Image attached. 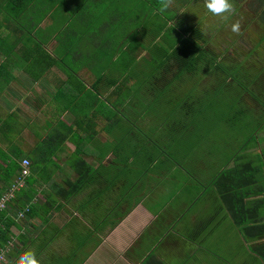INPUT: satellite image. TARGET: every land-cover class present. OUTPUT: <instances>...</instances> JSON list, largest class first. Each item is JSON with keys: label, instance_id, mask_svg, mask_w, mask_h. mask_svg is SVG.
Masks as SVG:
<instances>
[{"label": "crops", "instance_id": "0c3cea01", "mask_svg": "<svg viewBox=\"0 0 264 264\" xmlns=\"http://www.w3.org/2000/svg\"><path fill=\"white\" fill-rule=\"evenodd\" d=\"M232 2L264 46V0ZM8 3L0 0V35L14 45L0 50V165L11 145L38 163L18 190L31 210L18 216L13 204L1 227L0 264L29 249L41 264H264V234L246 237L213 183L233 162L229 134L241 138L244 119L212 102L213 78L196 80L186 101L173 92L183 75L175 79L170 53L186 39L180 30L209 14L203 0H175L163 14L159 0ZM8 11L17 33L4 31Z\"/></svg>", "mask_w": 264, "mask_h": 264}, {"label": "trees", "instance_id": "16d2710c", "mask_svg": "<svg viewBox=\"0 0 264 264\" xmlns=\"http://www.w3.org/2000/svg\"><path fill=\"white\" fill-rule=\"evenodd\" d=\"M22 1L25 3L28 0H9L8 4L15 5L16 3H22ZM6 9L8 10V8ZM6 13L5 19L9 21L11 14L9 11ZM8 24H10V21L5 26V30H3L6 33H17L18 29L10 30ZM180 31L182 32V38L186 39H183L170 53L171 56H174L175 61L178 62L179 72L175 79L184 75L186 72H191V64H195L198 60L208 57L207 63L211 69L210 73H212L215 78L218 79V83L221 84L210 93L211 100L212 102L221 101L225 104L229 103V109H227V111H222V113L226 114V112H229L230 116L233 119H237L238 122H240L241 118L244 119L243 123L241 122L242 124H240V129L241 134L243 130L245 131L246 137L243 144H240L239 149L244 151L247 150L253 141L255 142L258 130L264 127V81H260V77H264V67H261V69H258V67L257 74H255L252 71V67H250L253 76L248 73L246 74L244 73L245 66H241V63H237L232 59L230 63L217 61L216 57L218 54L216 56L212 48H208L206 47L207 45L199 43V40L205 41V36L200 28L191 30L181 29ZM21 32L23 33V28H21ZM187 32H189V34H187ZM185 34H187V37H184ZM6 41L7 36L5 37L4 32H2L0 35V50L4 53L12 51L14 48V45L8 44L11 42L6 43ZM35 47V52L39 51L44 53L43 48L39 44H36ZM169 65V63H166L167 67ZM4 67L5 66H1L0 70L2 71ZM227 91L229 92L226 96L225 93ZM192 92L193 89L185 92V95H182L179 100L182 102L186 101L189 96L194 97ZM189 93L190 95H188ZM245 93L249 94L250 97L256 101L257 106L248 105L245 102L243 96ZM204 98L208 99L209 95L202 97L203 100ZM219 111L220 110H213V114L215 112H217L215 114H218ZM51 146L49 147L50 149H55L53 144H51ZM9 149L13 155H5L1 159L5 163V166L0 165V179L2 181V185H0V197L11 187L13 178L18 176L20 161L23 158L29 159L26 156L27 154H24L13 145H11ZM261 152V155L249 154L248 152H240L234 155L232 164L225 167L213 179L219 197L227 203L230 215L233 217V222L243 229L246 237L255 240H260L264 234V149L261 150ZM29 161L30 168L38 163L36 158L29 159ZM30 176V174L26 176V183L30 182ZM20 193L21 192L16 191L14 197L7 202V209L0 211V224H3L4 229L7 231L12 224V222H10L12 219L9 215H12L11 210L13 204H17L18 211L20 210L24 213H28L29 210H31V206L28 207L21 202ZM253 195H261V198L248 200V198ZM260 208L263 209V211L260 212ZM4 220L6 222L3 223ZM3 231L4 230L0 227V234H4ZM260 245L259 250L261 254L264 255V244Z\"/></svg>", "mask_w": 264, "mask_h": 264}, {"label": "rangeland", "instance_id": "374dc122", "mask_svg": "<svg viewBox=\"0 0 264 264\" xmlns=\"http://www.w3.org/2000/svg\"><path fill=\"white\" fill-rule=\"evenodd\" d=\"M234 6H235V8L238 7L237 5H235V3H234ZM202 8L204 9L203 6H202ZM239 8L241 9V11L245 10V7L242 8L239 6L237 8V11H236V17H233V15H232L231 18H229L228 23H220L219 18L218 17H212L210 13L204 14L203 20L197 24V26H198L197 28L200 27V29L203 31V34L205 36L206 42L203 44L207 45L206 47H208V48H212L213 51H215L216 56L218 54V56L216 57L217 61L230 63V60L232 59L237 63H241V66H243V65L245 66L244 73H246V74L248 73L249 75H252V73L250 71V67H252V71L255 74H257L258 69H261V67H264L263 66L264 65V54H263L264 46L259 47V45H257V46L255 45V44H257L256 43L257 38L255 37L254 32H253L254 31L253 25L251 23H249V24L246 23L247 22V16H244L245 14L242 16L241 12L240 11L238 12ZM198 15L199 14H197V16ZM213 18H215V22H216L215 24H214ZM237 20H239L240 24H241V30H240L239 34L232 33L230 31V28H229V24L232 22H235ZM216 25H218V26H216ZM187 34H189V32H187ZM187 34H185V35H187ZM202 41L199 40V43H201ZM207 59H208V57H206L205 59L203 58V59L198 60L195 64H191V71L193 72V74L184 73V75L178 79L179 81L178 80L174 81V84L172 85V87L174 89L173 92L176 95L181 96V94H183L184 91H186L187 89H189L190 87L193 86V84L195 83L196 80H200L202 82L204 81V83L206 82L209 85V84H211L210 78H213V86H211L209 88V90H212V89L214 90V88H218L221 85L218 83L219 82L218 79L215 78V76L213 74H212V76H210L209 72L211 69L209 68V65L207 63ZM242 62H243V64H242ZM254 66H256V67H254ZM206 70L208 72H206ZM174 73H175V71H173V73L167 72L166 73L167 78H165V81H167L168 83H171V78L175 75ZM260 78H261L260 81H264V77H260ZM224 88H226V87H224ZM228 92L229 91H227V94H228ZM150 96H151V98L149 100H151L153 98V95L150 94ZM243 96H244L245 102L248 105L257 106L256 101L253 98H251L249 94L245 93V94H243ZM226 100H227V97H226ZM101 105H103V104H101ZM215 111H217V110H215ZM45 112H48V111L45 110ZM215 113H217V112H215ZM57 129H58V131L61 130L59 128H57ZM30 130L36 132V136H40V137H41V135L43 136V134L39 132V130H41V127L30 128ZM45 130H46V128H45ZM50 130L54 131L52 129H49L47 132H49ZM239 132H240V128H239ZM233 133H235V132L230 131L229 144H228L229 147H228V150H226L227 154L229 155L230 158H232V156H234L235 153L238 154V152H239L238 149L240 147V144L245 140V137H246L245 131L243 130V133L239 135L241 138H239L237 141L231 143L230 140L234 136ZM212 136H213V134L210 136V138H212ZM227 136L228 135L226 134L224 141L227 140V138H228ZM215 138L219 139V134L217 132H215ZM263 149H264V127L260 128V130H258V132L256 134L255 142L253 141V143L245 151L248 152L249 154L261 155V153L263 152V151L261 152V150H263ZM215 154H216V152H215ZM0 185H2L1 179H0ZM24 186H25V183L22 187H24ZM261 211H263V209L260 208V212ZM18 216H20V215L18 214ZM2 226H3V224H0V227H2Z\"/></svg>", "mask_w": 264, "mask_h": 264}, {"label": "clouds", "instance_id": "9594fccd", "mask_svg": "<svg viewBox=\"0 0 264 264\" xmlns=\"http://www.w3.org/2000/svg\"><path fill=\"white\" fill-rule=\"evenodd\" d=\"M175 5V0H159L158 11L163 14ZM203 7L212 17H218L220 23H227L229 17L235 14V6L232 0H203ZM230 31L239 34L241 30L240 21L229 24ZM15 264H41L35 251L29 249L22 253Z\"/></svg>", "mask_w": 264, "mask_h": 264}, {"label": "built area", "instance_id": "2783aa9c", "mask_svg": "<svg viewBox=\"0 0 264 264\" xmlns=\"http://www.w3.org/2000/svg\"><path fill=\"white\" fill-rule=\"evenodd\" d=\"M20 169L18 176L13 178L11 187L5 191L0 197V211L7 208V202L14 197L16 191H18L25 183V178L30 174V161L27 158H23L20 161ZM23 211H19V215H23ZM3 251H0V257Z\"/></svg>", "mask_w": 264, "mask_h": 264}]
</instances>
